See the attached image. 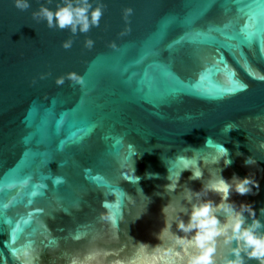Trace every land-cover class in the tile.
<instances>
[{
  "label": "water",
  "instance_id": "obj_1",
  "mask_svg": "<svg viewBox=\"0 0 264 264\" xmlns=\"http://www.w3.org/2000/svg\"><path fill=\"white\" fill-rule=\"evenodd\" d=\"M89 2L99 25L73 35L32 15L62 0H0V264H187L175 221L221 168L264 207V0Z\"/></svg>",
  "mask_w": 264,
  "mask_h": 264
},
{
  "label": "clouds",
  "instance_id": "obj_2",
  "mask_svg": "<svg viewBox=\"0 0 264 264\" xmlns=\"http://www.w3.org/2000/svg\"><path fill=\"white\" fill-rule=\"evenodd\" d=\"M13 4L20 11H25L31 6L30 0H13ZM102 14V8L99 6L93 8L89 0H62L54 11L41 5L37 11L32 13L33 18L45 20L49 28L56 27L61 30L68 28L73 35L77 32L87 33L91 27L98 26ZM72 43L73 41L68 39L62 43V47L68 49ZM84 43L85 47L91 48L94 41L86 39ZM66 78L76 84H84L83 78L72 72L66 74V77H58L57 85H62ZM225 127L228 132L233 130L228 125ZM227 155L228 149L224 147L221 157L214 159L213 163L218 164ZM248 162V160L245 161L246 164ZM231 163V159H224L225 168ZM222 173L223 168L220 169V179L217 183L202 185L200 191L204 193L205 198L192 206L187 221L183 216L177 218L175 221L177 231L185 234L192 233V235L190 239L177 236L176 241L180 245L194 247L198 250L196 254L189 256L187 264H246V261L250 260L257 261V264H264V231H261L264 229V222L259 219V216L264 215V207L258 210L259 215H257L253 203L237 204L230 199L233 193L240 196L258 194L260 184L253 175L233 176L231 179H225ZM202 175V171H195L190 179H200ZM170 187L171 185L166 186V190ZM209 193L219 195V202L207 198ZM167 207L168 205H165L162 208L163 214ZM221 212L224 214L223 222L219 218ZM165 227H170L167 220ZM221 237L225 245L234 243L235 246L230 250L231 258L218 261L215 253L218 238ZM141 247L146 248L147 244L141 243ZM93 259L94 257L89 255L83 260L73 259L71 264H89ZM141 264H146V262H141Z\"/></svg>",
  "mask_w": 264,
  "mask_h": 264
},
{
  "label": "snow or ice",
  "instance_id": "obj_3",
  "mask_svg": "<svg viewBox=\"0 0 264 264\" xmlns=\"http://www.w3.org/2000/svg\"><path fill=\"white\" fill-rule=\"evenodd\" d=\"M242 40L248 43H251L252 41V35L250 33H244L242 36ZM261 79H264V77H261ZM231 82V81H230ZM241 89H243L245 87V85L241 84L240 85Z\"/></svg>",
  "mask_w": 264,
  "mask_h": 264
}]
</instances>
